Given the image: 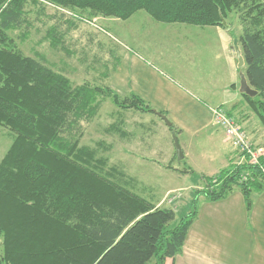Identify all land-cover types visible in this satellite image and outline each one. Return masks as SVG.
<instances>
[{
  "label": "trees",
  "instance_id": "trees-1",
  "mask_svg": "<svg viewBox=\"0 0 264 264\" xmlns=\"http://www.w3.org/2000/svg\"><path fill=\"white\" fill-rule=\"evenodd\" d=\"M29 3L71 13L69 30L86 17L128 20L139 11L162 23L226 27L237 13L241 71L258 91L243 95L264 125V0H0V125L14 133L0 161V264H166L183 252L198 196L217 201L239 188L251 207L252 193L264 186V155L255 165L239 153L240 162L204 177L207 188L196 190L193 211L179 223L173 208L158 207L99 171L105 161L80 138L101 97L160 112L134 93L74 84L40 53L23 54L12 32L29 26ZM64 36L59 24L47 34L53 48L71 54Z\"/></svg>",
  "mask_w": 264,
  "mask_h": 264
},
{
  "label": "rangeland",
  "instance_id": "rangeland-1",
  "mask_svg": "<svg viewBox=\"0 0 264 264\" xmlns=\"http://www.w3.org/2000/svg\"><path fill=\"white\" fill-rule=\"evenodd\" d=\"M27 10L29 26L12 32L16 48L23 54L35 57L40 53L45 57L46 64L66 74L74 84L108 86L121 96L134 93L146 102L147 60L154 68L167 73L171 71V76L178 78L176 71L180 69H188L189 72L199 70L197 59L206 60L209 48L215 45L219 35L229 37L233 48L241 50L238 37L242 32V24L235 12L225 21L226 27L212 26L216 27L215 32L211 30L212 27L203 29L195 25L158 22L145 11L137 12L128 20L103 16L86 17L87 20L77 21V27L69 30L65 21L71 13L51 4H47L42 11L41 6L29 3ZM55 24H59V30L65 33L62 45L71 54L63 49L53 48L47 38L48 31ZM126 55L128 64L124 61ZM129 56L135 59L136 66ZM121 59L119 69L115 70L116 61ZM243 69L245 71L244 67ZM122 74L124 78H120ZM101 98L103 102L98 115L83 124L81 146L95 150V156L105 161L103 167L99 168L103 174L112 175L115 182L158 207L176 210V223L193 211L195 190L201 186L202 189L207 188L202 168L211 172L219 170V159L222 153L225 154V149L237 151L240 157V152L227 140L224 129H219V133L212 139L203 134L194 137L188 144L181 139L179 143L186 158L180 160L174 141V137L178 139V135L165 120L154 112L147 111L145 105H142L145 110L130 107V104L122 107L115 104L112 97ZM240 126L242 127L241 124ZM260 135L262 132L255 137L259 139ZM249 137L256 144L250 135ZM13 140L14 133L8 127L0 125V161ZM220 141L227 148L220 149ZM151 144L157 153L155 155L147 149ZM258 148L264 146L260 145ZM169 152L172 153V162H169ZM188 167L192 170L184 172L189 173L178 171L185 168L187 170ZM198 203L197 201L195 208H198ZM1 251L0 241V253Z\"/></svg>",
  "mask_w": 264,
  "mask_h": 264
},
{
  "label": "crops",
  "instance_id": "crops-1",
  "mask_svg": "<svg viewBox=\"0 0 264 264\" xmlns=\"http://www.w3.org/2000/svg\"><path fill=\"white\" fill-rule=\"evenodd\" d=\"M215 28L211 30L216 32ZM214 43L206 60L197 59L198 71L180 69L176 71L178 78L171 76V71L167 73L154 68L147 60V103L168 117L172 123L169 127L174 128L171 130L178 135L179 142L182 139L188 144L199 134L208 139L216 136L223 128L215 123L211 110L222 107L237 119L256 145L264 146V125L240 92L241 70L237 58L241 50H235L229 37L224 35H219ZM129 57L135 65V59ZM124 58L128 64V55ZM261 132V138L255 137ZM220 143V149L227 148L223 142ZM147 149L153 152L152 155L157 154L153 144ZM169 155V162H172V153L169 152ZM239 159L237 151L225 149V154L222 153L219 159L221 168L214 172L202 168V177L215 176L240 162ZM153 161L156 160L153 158ZM190 170L191 167L178 171L186 174ZM196 190L202 191V186ZM251 198L252 204L248 208L245 195L239 188H233L217 201H210L204 195L198 196L197 213L183 252L167 264H264V186L254 191Z\"/></svg>",
  "mask_w": 264,
  "mask_h": 264
},
{
  "label": "built area",
  "instance_id": "built-area-1",
  "mask_svg": "<svg viewBox=\"0 0 264 264\" xmlns=\"http://www.w3.org/2000/svg\"><path fill=\"white\" fill-rule=\"evenodd\" d=\"M213 118L216 124L225 131L227 140L232 143L244 158H247L255 165L259 164L260 158L264 155V148H258L250 139L248 133L240 126L237 119L222 107L212 109ZM247 175H245L246 177Z\"/></svg>",
  "mask_w": 264,
  "mask_h": 264
},
{
  "label": "water",
  "instance_id": "water-1",
  "mask_svg": "<svg viewBox=\"0 0 264 264\" xmlns=\"http://www.w3.org/2000/svg\"><path fill=\"white\" fill-rule=\"evenodd\" d=\"M224 24H225V22H224ZM238 61H239V67L243 68L245 63H244V58H243L241 53L238 54ZM240 92L242 94H246L250 97H255L258 94V91L253 89L251 87V85L249 84L247 76L243 70L240 71ZM158 114H159V116L162 117L163 120H165L167 122V124L169 126H172V123L170 122V120L167 118L166 115H163L162 113H158ZM174 139H175L174 141H175L178 159L182 160L185 157V155L182 151L181 145H180L177 137H174Z\"/></svg>",
  "mask_w": 264,
  "mask_h": 264
}]
</instances>
